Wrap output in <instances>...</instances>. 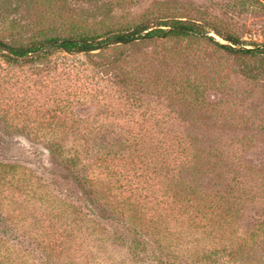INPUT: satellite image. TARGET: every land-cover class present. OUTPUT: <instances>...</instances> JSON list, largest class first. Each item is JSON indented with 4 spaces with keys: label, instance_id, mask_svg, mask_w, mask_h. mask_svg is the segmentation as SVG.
Segmentation results:
<instances>
[{
    "label": "rangeland",
    "instance_id": "obj_1",
    "mask_svg": "<svg viewBox=\"0 0 264 264\" xmlns=\"http://www.w3.org/2000/svg\"><path fill=\"white\" fill-rule=\"evenodd\" d=\"M162 19L205 34L0 55V264H221L224 247L264 264V53L222 48H264V0H0V40ZM113 209L155 254L129 250Z\"/></svg>",
    "mask_w": 264,
    "mask_h": 264
},
{
    "label": "trees",
    "instance_id": "obj_2",
    "mask_svg": "<svg viewBox=\"0 0 264 264\" xmlns=\"http://www.w3.org/2000/svg\"><path fill=\"white\" fill-rule=\"evenodd\" d=\"M204 34L205 32L200 26L194 22L162 19L152 25L143 22L131 28L108 30L101 35L52 37L40 41H33L22 46H12L0 40V55L8 60L14 61L37 60L47 57L54 51H62L68 54H89L112 45H126L141 38L204 36ZM221 37L232 45L242 44L231 36L221 35ZM222 48H225L231 53L244 55L264 53V48H244L240 51H234L232 48L226 46H222ZM67 162L76 167L80 165V162L76 159H71ZM119 215L113 209L109 213V219L116 222L115 224L119 227L126 229H124L125 234L121 235V240L129 244V250L137 255L141 252L147 255L155 254L157 251L153 248V243L155 242L152 240L149 227L141 224L139 221H131L126 215L123 217L124 214ZM2 220L0 216V223ZM208 220V229L213 227V225L215 226L213 214L209 215ZM223 251L226 253L222 254L221 264H234L239 261V257H237L238 252L233 247H224ZM163 264L170 263L169 261H163Z\"/></svg>",
    "mask_w": 264,
    "mask_h": 264
}]
</instances>
